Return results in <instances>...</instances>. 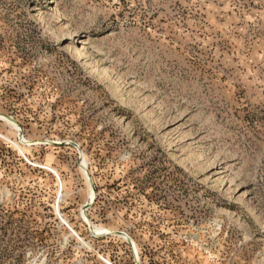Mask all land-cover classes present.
<instances>
[{
    "label": "rangeland",
    "instance_id": "rangeland-1",
    "mask_svg": "<svg viewBox=\"0 0 264 264\" xmlns=\"http://www.w3.org/2000/svg\"><path fill=\"white\" fill-rule=\"evenodd\" d=\"M0 114V264H264V0H0Z\"/></svg>",
    "mask_w": 264,
    "mask_h": 264
},
{
    "label": "water",
    "instance_id": "water-1",
    "mask_svg": "<svg viewBox=\"0 0 264 264\" xmlns=\"http://www.w3.org/2000/svg\"><path fill=\"white\" fill-rule=\"evenodd\" d=\"M1 115H2V114H1ZM5 117H6L7 119H9V120H12V121L14 122V124L17 125L13 119H11L10 117H7V116H5ZM17 127H18V126H17ZM18 136L21 137V132L18 133ZM19 140H20V139H19ZM81 158H82V157L79 158V165H80V168H81L82 171L85 173V175H86V177H87V180H88V182H89V185L91 186V190H92V187H93V186H92L91 180H90V178H89V176H88V173H87V171H86L85 168L83 169V168L81 167V163H80ZM92 191H93V190H92ZM94 199H95V198H94ZM92 204H93V203H92ZM92 204L89 205L87 202L85 203V205H84L83 208H82V214H83V215H85V211H86V209H87L88 207H90ZM85 217H86V216H85ZM88 229H89V232L92 234V232H91V226H89ZM115 234L122 236V233H119V232H115ZM92 235H93V234H92ZM125 241H126V243L128 244V246L130 247V249H131V251H132V248H131V245L129 244V241H127V240H125ZM132 253H133V251H132ZM133 257H134V260H135V264H139L138 261H137L136 258H135L134 253H133Z\"/></svg>",
    "mask_w": 264,
    "mask_h": 264
},
{
    "label": "bare ground",
    "instance_id": "bare-ground-1",
    "mask_svg": "<svg viewBox=\"0 0 264 264\" xmlns=\"http://www.w3.org/2000/svg\"><path fill=\"white\" fill-rule=\"evenodd\" d=\"M0 119H2V120H8L9 122H11V123L14 124V122H13L12 120L7 119L4 115H1V114H0ZM15 127L18 129V131H20V129H19L16 125H15ZM94 198H95V194H94V193H91V194H90V199H89V204H91V203L94 201ZM83 217L85 218V215H83ZM126 239H127V241H129V243L131 244V246H132V248H133V251H134V254H135V256H136V260H137V252H136V249H135V247H134L133 242H132L128 237H126Z\"/></svg>",
    "mask_w": 264,
    "mask_h": 264
}]
</instances>
